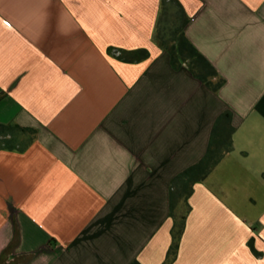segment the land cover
<instances>
[{
	"label": "crops",
	"instance_id": "obj_1",
	"mask_svg": "<svg viewBox=\"0 0 264 264\" xmlns=\"http://www.w3.org/2000/svg\"><path fill=\"white\" fill-rule=\"evenodd\" d=\"M178 1L217 93L158 43L163 0H0V264H264V0Z\"/></svg>",
	"mask_w": 264,
	"mask_h": 264
},
{
	"label": "trees",
	"instance_id": "obj_2",
	"mask_svg": "<svg viewBox=\"0 0 264 264\" xmlns=\"http://www.w3.org/2000/svg\"><path fill=\"white\" fill-rule=\"evenodd\" d=\"M171 10H173L172 16H168ZM188 20L178 0H163V9L157 27V41L163 49L170 53L171 63L175 69L187 66L195 77L217 93L225 84V79L219 75L211 62L187 38L185 27ZM135 53L138 56L137 59L148 55L145 49H139ZM232 117L233 114L230 110L218 117L205 156L199 162L177 174L172 180L171 217L176 218L179 203L182 202L183 209L185 208V212L181 215L182 223L186 218L185 213L189 211V198L195 184L204 181L224 156L233 149L235 128L231 124ZM12 129L11 124L0 123V133H8ZM180 224L176 227L175 238L181 233L182 224ZM177 239L174 241L172 249L177 248ZM131 264L141 263L135 260Z\"/></svg>",
	"mask_w": 264,
	"mask_h": 264
},
{
	"label": "rangeland",
	"instance_id": "obj_3",
	"mask_svg": "<svg viewBox=\"0 0 264 264\" xmlns=\"http://www.w3.org/2000/svg\"><path fill=\"white\" fill-rule=\"evenodd\" d=\"M168 16H172V11H171V12H169ZM165 19H166V17H165Z\"/></svg>",
	"mask_w": 264,
	"mask_h": 264
},
{
	"label": "built area",
	"instance_id": "obj_4",
	"mask_svg": "<svg viewBox=\"0 0 264 264\" xmlns=\"http://www.w3.org/2000/svg\"><path fill=\"white\" fill-rule=\"evenodd\" d=\"M118 53V52H117Z\"/></svg>",
	"mask_w": 264,
	"mask_h": 264
}]
</instances>
